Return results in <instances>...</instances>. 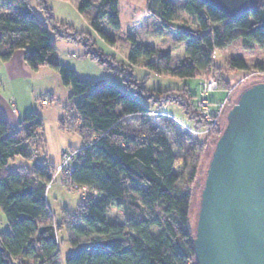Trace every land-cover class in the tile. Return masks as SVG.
<instances>
[{
  "label": "trees",
  "instance_id": "1",
  "mask_svg": "<svg viewBox=\"0 0 264 264\" xmlns=\"http://www.w3.org/2000/svg\"><path fill=\"white\" fill-rule=\"evenodd\" d=\"M33 1L42 17L28 0H0V60H10L21 49L31 70L47 66L70 87L73 114L59 124L77 132L85 144L77 149L71 171L62 173V184L69 190L84 187L87 193L75 213L63 208L60 221H55L46 201L53 174L46 164L34 161L41 119L29 112L13 128L0 111V209L8 224L0 231V264H59L60 230L73 248L65 264H196L190 186L202 149L199 144L190 147L181 159L182 170L177 171L179 158L159 131L172 117L143 101L176 103L195 128L207 124L195 110L196 99L186 85L148 91L132 78L131 66L141 63L159 75L194 78L198 88L202 78L214 76L219 88L229 92L232 87L215 65L214 53L238 39L244 50L264 48V0L234 17L201 0L179 5L174 0H148L141 20L149 45L129 34L122 38L117 0H80L77 9L92 8L90 26L105 43H130L126 65L104 55L88 32L56 20L48 0ZM178 10L186 15V24L175 22ZM167 31L177 35V45L159 50L156 46L167 43ZM50 32L81 44L84 57L120 74L129 93L110 83L83 79L58 62ZM226 66L247 76L263 75L264 57H231ZM212 129L215 137L222 130L219 123ZM16 158L24 163L12 168Z\"/></svg>",
  "mask_w": 264,
  "mask_h": 264
},
{
  "label": "rangeland",
  "instance_id": "2",
  "mask_svg": "<svg viewBox=\"0 0 264 264\" xmlns=\"http://www.w3.org/2000/svg\"><path fill=\"white\" fill-rule=\"evenodd\" d=\"M28 1L34 11L42 17L41 12L34 6L35 2L33 0ZM183 1L174 0V3L175 5H179ZM79 2L80 0H48V5L51 7L56 20L65 22L76 30L88 32L95 46L104 55L112 56L117 63L126 65L127 57L130 53V43L124 40H119L114 45L105 43L90 26L89 19L93 13L92 8H86L80 12L77 9ZM147 6L148 0H117L118 19L122 38L129 34L137 38L143 45L150 44L144 34L145 23L141 20V15L148 11ZM148 18L152 22H155L152 16H148ZM175 22L179 24L187 23V17L181 10L177 11ZM167 37V43L156 46L157 49H171L177 45L176 34L172 31H167ZM49 38L55 47V59L74 70L79 77L91 82L110 83L129 93L120 74H116L105 66L83 56L84 50L81 44L62 39L53 32L49 33ZM22 52L21 49H18L13 53L10 60L6 62L0 60V92L9 99L10 103H13V108L19 111V120L29 112L37 113L41 119L40 146L36 151L37 157L34 161L35 163L41 162L46 164L53 174V178L46 189V201L54 216V220L58 222L61 219L62 209L65 208L69 214L75 213L79 199L86 194L85 190H69L62 184V172L57 170L61 155L64 152L71 153L79 149L85 144V141L77 132H68L66 129H61L59 124L60 119H66L73 114L70 87L63 85L57 73L47 66L31 70L24 63ZM237 56L247 58L248 60L262 58L264 57V48L254 47L253 50H244L241 48L240 40L238 39L222 51L214 53L215 65L221 67L219 69L220 74L229 81L232 87L228 92L223 88H219L218 80L214 76L209 75L206 77L215 78L217 88H219L205 94V98L211 103L210 108L214 109L222 100L227 101L219 122V126L222 129L225 124V113L236 100L238 93L249 84L264 81V74L247 76L240 70L235 72L229 71L226 66L227 60ZM131 72L132 78L143 82L144 88L148 91L181 88L186 85L194 96V100L200 96L197 80L194 78L159 75L146 69L141 63L131 66ZM206 78H202L201 80ZM143 102L157 113L167 114L172 117L171 122L161 125L159 131L166 138L172 152L179 158L177 171L182 170L181 159L187 150L196 144L201 146L200 167L194 182L190 186L192 195L190 219L194 223L204 171L217 137L213 135V129L210 124L205 122L201 116V119L207 125L203 129L195 128L192 120L184 114L176 103L167 102L165 104L152 105L149 102ZM129 120L134 126V130L138 132V126H135L132 119ZM17 124V122H10L13 128H16ZM208 128L210 129L208 130ZM22 163H24L22 159L16 158L10 166L13 168ZM7 228L6 218L0 209V231ZM57 241L59 264H65V257L73 248L67 241L64 230L58 231Z\"/></svg>",
  "mask_w": 264,
  "mask_h": 264
},
{
  "label": "water",
  "instance_id": "3",
  "mask_svg": "<svg viewBox=\"0 0 264 264\" xmlns=\"http://www.w3.org/2000/svg\"><path fill=\"white\" fill-rule=\"evenodd\" d=\"M228 17L262 0H201ZM196 264H264V81L245 86L210 152L193 223Z\"/></svg>",
  "mask_w": 264,
  "mask_h": 264
},
{
  "label": "built area",
  "instance_id": "4",
  "mask_svg": "<svg viewBox=\"0 0 264 264\" xmlns=\"http://www.w3.org/2000/svg\"><path fill=\"white\" fill-rule=\"evenodd\" d=\"M200 88H199V97L196 98L194 102L195 109L199 112L202 119L210 124V126H215L219 123L220 118L222 116L223 110L225 108V105L227 103L226 100L220 101L214 109L210 108V101L205 98V94H207L210 91L217 89V81L213 77H208L204 80L200 81ZM227 99V98H226ZM44 103V102H43ZM12 110L15 111V108L12 106ZM210 128H208L209 130ZM207 131V130H206ZM78 153V150H74L71 153L64 152L61 155V160L58 166V171L62 172L64 174H67L71 171L72 168V161L76 157ZM78 190H85L87 193L86 188H78ZM84 194L83 196H85Z\"/></svg>",
  "mask_w": 264,
  "mask_h": 264
},
{
  "label": "crops",
  "instance_id": "5",
  "mask_svg": "<svg viewBox=\"0 0 264 264\" xmlns=\"http://www.w3.org/2000/svg\"><path fill=\"white\" fill-rule=\"evenodd\" d=\"M0 111L9 122H19L20 114L18 110L13 111L9 99L0 92ZM11 120V121H10Z\"/></svg>",
  "mask_w": 264,
  "mask_h": 264
}]
</instances>
